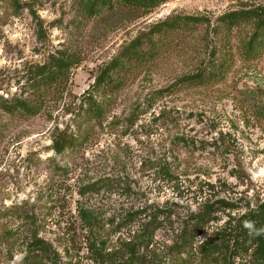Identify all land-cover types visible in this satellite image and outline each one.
<instances>
[{
	"label": "rangeland",
	"instance_id": "374dc122",
	"mask_svg": "<svg viewBox=\"0 0 264 264\" xmlns=\"http://www.w3.org/2000/svg\"><path fill=\"white\" fill-rule=\"evenodd\" d=\"M109 1L0 0L3 100L31 95L34 69L52 56L71 63L39 115H8L0 100V264H99L81 208L96 211L114 245L128 235V227L115 229L132 211L159 207L177 221L214 195L235 202L233 216L264 203V36L249 54L251 25L214 30L221 16L264 0H169L147 10ZM175 17L212 24L155 29ZM144 34H151L143 43L152 53L134 62L127 49ZM116 60L118 86L94 89ZM213 60L223 64L220 80L154 95ZM92 91L107 100V117L102 126L84 124L92 126L88 142L57 157L55 171V131H76ZM104 180L100 190H84ZM228 220L222 215L215 227ZM167 234L159 230L155 241ZM35 237L51 245L48 254L33 248Z\"/></svg>",
	"mask_w": 264,
	"mask_h": 264
},
{
	"label": "trees",
	"instance_id": "16d2710c",
	"mask_svg": "<svg viewBox=\"0 0 264 264\" xmlns=\"http://www.w3.org/2000/svg\"><path fill=\"white\" fill-rule=\"evenodd\" d=\"M99 1L101 3L104 1V4L108 2L106 6L109 7V0ZM168 1L119 0L117 4L123 2L129 7L147 10L164 5ZM112 6L113 4L110 5ZM214 23V30L219 34L223 32L229 34L234 28L251 25L254 34L247 43L246 50L252 54L255 48L254 43L264 36V5L249 10L230 12ZM210 24L212 23L205 17H175L163 22L155 29L161 26H166L168 29H185L190 26L196 28ZM150 35H142L127 49L131 52L134 62L141 63L145 56H150L152 53L151 49L147 51L144 49L143 43ZM118 60L107 66L98 76L94 89L104 87L103 92L109 93L118 86L120 81L116 82L113 77V72L120 67L117 65ZM69 68L71 63L68 60L52 56L48 63L34 69L31 95L11 100H3L0 97L3 111L8 115H39L43 111L46 97L57 94L56 87L65 80ZM223 70V64L215 60L210 61L208 64H203L195 74L180 79L169 88L158 91L154 95L171 97L175 92L209 86L223 77ZM90 93L88 92L89 97L85 102L87 107L80 114L84 121L77 125L76 131L69 132L67 129L55 131L51 145L55 158L49 159L50 168L55 171L60 170V166L56 164L57 157L67 155L88 142L92 126L89 130L88 127H84V124L93 122V125L102 126L107 117L106 106L109 105H106L105 97L104 100H97L95 97L97 91ZM262 111L264 112V107ZM134 112L132 117L137 115V109ZM108 181L110 182V180H104L87 185L84 190L86 192L100 190L101 185ZM239 210L233 200L214 195L207 198L195 212L182 216L177 221L173 219L171 212L159 207L132 211L120 223H117L115 229V231H121L128 227V235L118 239L114 245H109L106 235H103L107 225L100 222L95 210L81 208L79 216L90 231L92 239L89 241V251L99 264H236L237 259L245 257L249 258V264H264V203L254 208L249 206L244 214L233 216ZM222 215H226L229 220L225 225L215 227ZM111 225H114L112 221L109 222V226ZM159 230L168 233L167 241H155ZM205 231L209 233L206 232V235H203ZM32 246L42 254H48L51 247L49 243L37 237L34 238Z\"/></svg>",
	"mask_w": 264,
	"mask_h": 264
}]
</instances>
